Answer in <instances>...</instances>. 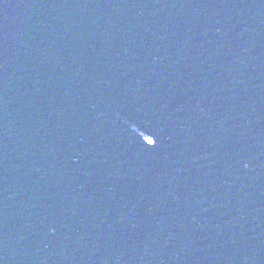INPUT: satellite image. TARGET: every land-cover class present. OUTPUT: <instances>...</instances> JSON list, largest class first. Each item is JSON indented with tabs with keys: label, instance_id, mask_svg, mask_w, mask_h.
Wrapping results in <instances>:
<instances>
[{
	"label": "water",
	"instance_id": "obj_1",
	"mask_svg": "<svg viewBox=\"0 0 264 264\" xmlns=\"http://www.w3.org/2000/svg\"><path fill=\"white\" fill-rule=\"evenodd\" d=\"M0 264H226L182 0H0Z\"/></svg>",
	"mask_w": 264,
	"mask_h": 264
}]
</instances>
